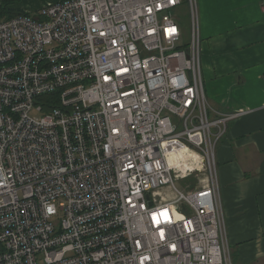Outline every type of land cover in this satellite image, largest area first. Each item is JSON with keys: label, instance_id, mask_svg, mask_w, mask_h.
I'll list each match as a JSON object with an SVG mask.
<instances>
[{"label": "built area", "instance_id": "2783aa9c", "mask_svg": "<svg viewBox=\"0 0 264 264\" xmlns=\"http://www.w3.org/2000/svg\"><path fill=\"white\" fill-rule=\"evenodd\" d=\"M201 51L198 0L0 20V264H233L216 152L244 111L213 113Z\"/></svg>", "mask_w": 264, "mask_h": 264}, {"label": "crops", "instance_id": "0c3cea01", "mask_svg": "<svg viewBox=\"0 0 264 264\" xmlns=\"http://www.w3.org/2000/svg\"><path fill=\"white\" fill-rule=\"evenodd\" d=\"M29 1L21 9L38 13ZM200 13L213 113L244 111L216 152L227 242L234 264H264V0H200Z\"/></svg>", "mask_w": 264, "mask_h": 264}, {"label": "rangeland", "instance_id": "374dc122", "mask_svg": "<svg viewBox=\"0 0 264 264\" xmlns=\"http://www.w3.org/2000/svg\"><path fill=\"white\" fill-rule=\"evenodd\" d=\"M23 1L24 0H16L14 6L17 7V8H23V9H24V7L27 8L28 4L26 2H23ZM58 1H61V0H58ZM29 2H31V4H33V3L39 4L38 5L39 9H41L46 4H48V3H44L43 4V3H41L40 0H30ZM22 3H23L24 6L22 5ZM182 9L184 10L181 13V17H182V20H183V29H184V31H185V33L187 35L188 34V27H189V16L187 14V8L183 7ZM198 10H199V17H201L200 0H198ZM33 11H35V10H32L31 12H33ZM201 28H202V21H201ZM201 37H202V34H201ZM202 43H203V40H202ZM200 175L202 176V178L206 177L204 172L200 173ZM199 184H200V182H199L198 174L189 176V177H187L185 179H176L175 180V185L177 186V188H179L182 191H186L185 188L189 187V186H190L189 188H197V187H199ZM176 196H177V194L173 190L172 187L165 186V187L159 189V193L157 194V199L159 201H162V200H174L176 198ZM183 207H184V205H183Z\"/></svg>", "mask_w": 264, "mask_h": 264}, {"label": "trees", "instance_id": "16d2710c", "mask_svg": "<svg viewBox=\"0 0 264 264\" xmlns=\"http://www.w3.org/2000/svg\"><path fill=\"white\" fill-rule=\"evenodd\" d=\"M16 0H3L0 3V20L11 18L18 14H28L21 8L14 7Z\"/></svg>", "mask_w": 264, "mask_h": 264}, {"label": "bare ground", "instance_id": "6f19581e", "mask_svg": "<svg viewBox=\"0 0 264 264\" xmlns=\"http://www.w3.org/2000/svg\"><path fill=\"white\" fill-rule=\"evenodd\" d=\"M179 157H183V153H180V155H178L176 158H179ZM176 158H174V160H177Z\"/></svg>", "mask_w": 264, "mask_h": 264}]
</instances>
